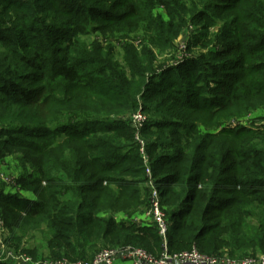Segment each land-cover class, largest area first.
Instances as JSON below:
<instances>
[{
  "label": "trees",
  "instance_id": "trees-1",
  "mask_svg": "<svg viewBox=\"0 0 264 264\" xmlns=\"http://www.w3.org/2000/svg\"><path fill=\"white\" fill-rule=\"evenodd\" d=\"M2 1L0 24L5 25H0V46L7 49H0V158L19 148L24 162L32 157L28 171L15 183L19 191L34 194L31 198L21 191L0 190V220L6 227L43 233L48 245L69 260L120 243V234L159 255L156 226L117 222L111 213L102 215L99 204L107 195L110 200L104 205L111 211L120 199L138 194L139 182L124 178L140 170L130 167L138 160L130 155L135 150L129 140L133 131L123 117L141 109L159 114L153 121L149 117L142 129L144 136L151 135L150 146L173 149L171 155L165 151L156 156L164 160L160 165L174 168L155 179L161 203L170 207V215L165 212L172 220L168 251L193 246L201 253L229 258L264 252V122L217 129V115L224 110L240 104L242 114L264 106V0H229V5L212 1L209 6L231 11L232 16L211 57L187 59L189 65L173 67L183 70L182 76L177 73L149 89L158 78L151 46L137 49L126 44L121 63L113 60L107 47L79 39L94 32L89 31L91 20L112 21L107 11L55 6L46 20L35 17L34 24L42 23L47 31L68 25L64 46L49 50L45 42L51 36L25 23L29 6ZM114 2L102 0L100 5L121 6L118 20L137 17L147 2L151 8L169 5L163 0ZM143 20L153 36L150 44L155 40L160 50L170 48L185 25L180 17L171 29L175 23L171 18L165 31L153 19ZM92 28L97 31L101 26ZM233 51L237 56L231 55ZM204 77L221 91L198 95L191 87ZM30 82L36 86L28 87ZM156 96L164 102L152 109L140 101Z\"/></svg>",
  "mask_w": 264,
  "mask_h": 264
},
{
  "label": "rangeland",
  "instance_id": "rangeland-1",
  "mask_svg": "<svg viewBox=\"0 0 264 264\" xmlns=\"http://www.w3.org/2000/svg\"><path fill=\"white\" fill-rule=\"evenodd\" d=\"M12 6L19 4L21 7L26 5L29 6L28 10H25L24 14L28 13L30 18H27L25 21L27 26L34 25V29H41V33H48L51 37L49 41H46L45 44L49 48V50L57 49L58 47H62L65 44L64 35L68 30V25L59 24V26H53L49 31L44 29L42 23L34 24L35 17H40L41 19L46 20V15H50L52 12L51 10L55 6H59L61 8H70V9H86L93 7L97 11L103 10L107 11L110 16H112V21H99V20H91V29L89 31L90 34L83 36L82 38L87 43L97 42L101 45L107 47L109 50V54L114 57V61H121L125 54L123 49L125 45L128 44L129 46H135L137 49L145 46H151L154 49L156 54V61L153 67V72L158 73V78L154 80L153 84H149L147 81V88H151L155 85V82H160L173 78L175 74L178 73L179 76H182L183 70L180 72H176L177 70H173L174 66L179 64L189 65L186 64L188 61L187 59H202L207 60L211 57V54L216 48V43L218 42L217 37H220V34L224 31V23L230 19L232 16L231 11H223L219 7L209 6L212 5V1L216 0H163L167 2L169 5L166 7L165 5L157 4L153 5L151 8L150 4L147 2L144 6H141L140 15L134 18L129 19H120L118 20L116 17H120L118 14L123 10V8L116 7L111 8V6L107 8L101 7L102 0H11ZM67 1V3H66ZM128 0H116L114 3L124 4ZM223 1V2H222ZM65 2V3H64ZM3 1L0 0V9L1 11L4 10L2 7ZM221 4L227 3L228 5L231 3L229 0H220ZM89 5V6H86ZM122 9V10H121ZM8 13L12 14L13 10L9 7ZM51 12V13H50ZM6 13V11L4 12ZM9 14H7L9 16ZM7 16V17H8ZM115 16V17H114ZM172 16V17H171ZM60 16L57 15L55 18H59ZM143 17H149L153 19V21L158 25H164L165 28L163 30L166 31L169 28L168 23L171 21V18H175V23L170 27L171 29L174 28L178 19L184 18L185 25L181 28L180 34L177 36L176 40L172 41L170 44V48H165L164 50H160L159 48H155L157 46L155 40L153 46L150 44L151 38H153L150 30L147 28V24L144 22ZM111 19V18H110ZM142 19V20H141ZM8 21V19H7ZM21 23V20H15ZM97 21V22H96ZM45 23L51 24L50 20H47ZM58 23H62L58 21ZM9 25V22H7ZM6 24V25H7ZM1 26L5 25L0 24ZM96 26V28H101L97 31L92 28ZM60 31V32H59ZM64 31V32H62ZM59 32V33H57ZM53 39H58L57 41H52ZM166 41H164V44ZM170 43V42H168ZM218 44V43H217ZM0 49L6 52V47L0 46ZM221 50V46H219ZM237 52L233 51L231 55L237 56ZM116 61V62H117ZM215 63H219V59L214 60ZM222 61V60H221ZM169 67V70H168ZM167 71V72H165ZM209 73L210 70H207ZM212 71V70H211ZM219 76L214 75V79L218 78ZM205 78V79H204ZM199 84L194 85L191 87L198 92V95H206L211 96V94L219 93L221 91L219 85L217 86L210 77H204ZM37 83V82H36ZM35 82L26 83L28 87H35ZM214 89L215 91H212ZM164 99L161 96H156L150 98L148 100H140L142 103L149 108H153L155 103L164 102ZM257 105V104H256ZM255 105V106H256ZM253 107V105H251ZM150 109V110H151ZM242 109L240 104H237L234 108L224 110L223 112L217 115V119L219 122V129L220 126H227L230 127L231 125L240 124V125H256L263 123L261 119L264 118V106H258L256 108H252L249 113H242L238 114ZM148 112V113H147ZM144 111L147 115L148 119L150 117V121L157 119L159 114H154L152 111ZM129 115L123 117V121L130 125L128 122ZM94 126V125H93ZM215 130V127L212 129ZM133 131V130H132ZM125 133V132H124ZM141 136L144 140V154L146 161L143 160L140 152V147L138 143L135 141L134 136L129 139L133 142L135 146V150L130 152V155H136L138 162L131 164L130 167L133 169H139L140 173L132 172L130 174H126L124 176L125 179L129 181L135 180L139 183L137 184L138 194L134 198H126L120 199L119 202L116 203L114 208L111 211L107 210V207L104 204L109 202V197L107 195H103L99 200V204L102 205L103 211L101 212L102 215H108L111 213L117 222H124L125 224L130 225H142V224H149L151 223V217L146 215V212L150 208V196H151V189L148 184V177L146 175V169L148 168L149 173L152 174V178L158 179L162 175L170 173L174 168L171 165H160L163 161L156 160V156L158 153H163L165 151H169V155L172 154V148H165L164 150H155L150 145L152 142L151 135L143 134L141 131ZM23 149L19 148L15 150L12 155H9L4 158H0V190L5 193H14L15 191H19L17 185L15 183V178L20 174L28 171L29 169V162L32 157L29 158V162L23 161ZM28 162V163H27ZM103 173V172H100ZM172 173V172H171ZM105 175V174H102ZM108 185L107 182H102V186ZM222 185V184H221ZM112 187V185H111ZM200 187V185L198 186ZM209 190L211 189L210 186H206ZM203 188V186L201 187ZM23 195L28 197H34L33 192L29 190H20ZM19 191V192H20ZM209 192V191H208ZM93 194H88V196H92ZM216 195H221L220 192H217ZM163 210L166 213L170 212V207L167 204H162ZM170 215V213H169ZM168 217V216H167ZM171 237L169 234L168 239ZM117 243L111 246H104L99 249L96 253L90 256L83 257L81 256L80 259L90 260L96 254L101 252L107 248H114V247H121V246H131L145 250L146 252L156 255L158 251L148 250L147 248L143 247L142 245H138L133 243L129 237L124 236L123 234L117 235ZM179 247V245H177ZM193 247V246H192ZM192 247H182L178 250H188ZM2 250L8 251L12 250L14 254L18 257V260L13 263L11 258H8V253H3ZM262 252H257L256 254L253 253L250 255H257ZM54 256H63L59 258H64L63 252L58 251L55 248H51L44 236L43 233L30 230L28 233H25V230H13L5 226L4 221L0 220V257L1 260L0 264H33L35 262L43 263L44 261H49L50 259H58ZM91 257V258H90ZM28 258L30 262H25L22 259ZM90 258V259H89ZM69 260V259H68ZM71 260V259H70ZM76 260V259H75ZM78 260V259H77Z\"/></svg>",
  "mask_w": 264,
  "mask_h": 264
},
{
  "label": "built area",
  "instance_id": "built-area-1",
  "mask_svg": "<svg viewBox=\"0 0 264 264\" xmlns=\"http://www.w3.org/2000/svg\"><path fill=\"white\" fill-rule=\"evenodd\" d=\"M148 117L141 109L129 115L128 122L133 130L135 141L140 147L141 156L146 161L144 154V140L141 136V131L147 123ZM148 184L151 189L150 208L146 215L151 217V223L156 226L158 235L161 239V251L159 255H152L143 249L121 246L107 248L96 254L90 260L78 259L68 260L64 258L50 259L43 263L35 262L33 264H115L117 260H124L130 264H264V252L257 255H246L241 258H229L227 256L207 255L198 251L195 247L188 250L169 252L167 249L166 238L169 227L172 225V220L168 219L167 214L162 209V196L160 188L157 185L155 178L146 169ZM3 253H8V258L16 262L18 257L12 250H2ZM25 262H30L28 258L22 259ZM0 261L1 257H0Z\"/></svg>",
  "mask_w": 264,
  "mask_h": 264
},
{
  "label": "crops",
  "instance_id": "crops-1",
  "mask_svg": "<svg viewBox=\"0 0 264 264\" xmlns=\"http://www.w3.org/2000/svg\"><path fill=\"white\" fill-rule=\"evenodd\" d=\"M115 264H130V262L124 260H117Z\"/></svg>",
  "mask_w": 264,
  "mask_h": 264
}]
</instances>
